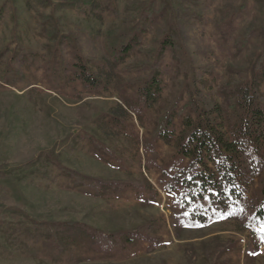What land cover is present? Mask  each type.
I'll use <instances>...</instances> for the list:
<instances>
[{
    "label": "rangeland",
    "instance_id": "rangeland-1",
    "mask_svg": "<svg viewBox=\"0 0 264 264\" xmlns=\"http://www.w3.org/2000/svg\"><path fill=\"white\" fill-rule=\"evenodd\" d=\"M135 1L143 0H0V74L7 63L19 71L0 81V264H264L263 228L224 216L189 225L174 184L188 165L176 137L189 88L224 105L239 83L255 80L264 95L259 5L156 0L139 44L109 60L103 45L139 15ZM178 5L190 12L189 70L164 51L154 66L160 91L143 104L136 90ZM69 35L95 88L74 76ZM162 115H172L168 141L157 134ZM61 167L117 184L85 187Z\"/></svg>",
    "mask_w": 264,
    "mask_h": 264
},
{
    "label": "trees",
    "instance_id": "trees-1",
    "mask_svg": "<svg viewBox=\"0 0 264 264\" xmlns=\"http://www.w3.org/2000/svg\"><path fill=\"white\" fill-rule=\"evenodd\" d=\"M194 1V0H192ZM258 13L264 18V0H254ZM182 3V0H180ZM133 10L139 15L127 20L124 28L111 32L104 43L107 59L118 61L129 54L139 44L140 34L145 29L144 22L156 10V0L135 1ZM178 10V11H177ZM190 12L184 5L171 9L168 32L159 42L156 58L150 74L136 90L141 103L152 104L160 91L158 57L170 50L177 61L180 71L189 70V57L184 32ZM70 36V35H69ZM75 38L70 36L66 45L73 50L70 67L74 76L90 88L97 86L92 70L81 55ZM60 68L67 66L61 55L57 56ZM11 59V58H10ZM12 63H7L0 74L3 82L8 76L13 78L19 71ZM187 106L189 114L181 120L182 130L176 137L177 153L188 159L185 170L174 175V184L182 189L179 199L185 210L182 221L189 225L203 223L208 217H228L239 221L244 228L261 227L264 229V95L258 83L238 84L234 95L226 104L214 102L196 86L188 90ZM172 115H162L158 119L157 134L162 140L173 138L169 131ZM69 176L85 187L98 188L104 182L75 171L61 167ZM256 182L250 197L248 189ZM207 203L204 207L203 204ZM36 227L49 229L48 223H36ZM93 231L85 225H80ZM264 237V233L258 232ZM151 241L146 235H138Z\"/></svg>",
    "mask_w": 264,
    "mask_h": 264
}]
</instances>
